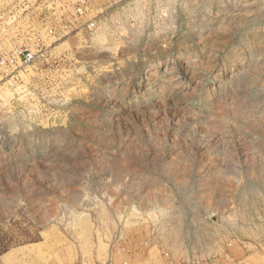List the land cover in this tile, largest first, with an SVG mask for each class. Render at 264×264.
I'll list each match as a JSON object with an SVG mask.
<instances>
[{"label": "rangeland", "instance_id": "1", "mask_svg": "<svg viewBox=\"0 0 264 264\" xmlns=\"http://www.w3.org/2000/svg\"><path fill=\"white\" fill-rule=\"evenodd\" d=\"M0 264H264V0H0Z\"/></svg>", "mask_w": 264, "mask_h": 264}]
</instances>
